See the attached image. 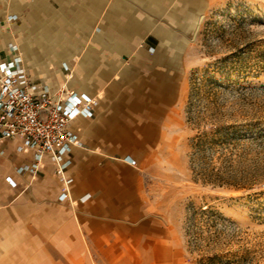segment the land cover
Returning a JSON list of instances; mask_svg holds the SVG:
<instances>
[{
    "label": "crops",
    "instance_id": "obj_1",
    "mask_svg": "<svg viewBox=\"0 0 264 264\" xmlns=\"http://www.w3.org/2000/svg\"><path fill=\"white\" fill-rule=\"evenodd\" d=\"M179 1L0 0V61L19 55L40 87L97 99L74 123L68 198L52 156L37 163L0 131V264L83 263L118 234L167 235L142 161L183 100V51L163 45Z\"/></svg>",
    "mask_w": 264,
    "mask_h": 264
},
{
    "label": "rangeland",
    "instance_id": "obj_2",
    "mask_svg": "<svg viewBox=\"0 0 264 264\" xmlns=\"http://www.w3.org/2000/svg\"><path fill=\"white\" fill-rule=\"evenodd\" d=\"M179 2L163 45L183 51V100L142 161L167 235L118 234L77 264H264V0Z\"/></svg>",
    "mask_w": 264,
    "mask_h": 264
},
{
    "label": "built area",
    "instance_id": "obj_3",
    "mask_svg": "<svg viewBox=\"0 0 264 264\" xmlns=\"http://www.w3.org/2000/svg\"><path fill=\"white\" fill-rule=\"evenodd\" d=\"M14 50H16L14 48ZM97 99L85 93L40 87L15 55L11 62L0 61V131L1 138H19L22 148L35 152L37 163L50 155L58 164V173L66 183L64 198L70 197L69 181L64 175L70 163L66 155L80 145L74 123L94 114Z\"/></svg>",
    "mask_w": 264,
    "mask_h": 264
},
{
    "label": "trees",
    "instance_id": "obj_4",
    "mask_svg": "<svg viewBox=\"0 0 264 264\" xmlns=\"http://www.w3.org/2000/svg\"><path fill=\"white\" fill-rule=\"evenodd\" d=\"M218 131V130H217ZM217 133V132H215ZM199 141V145L204 144V139L200 138ZM216 214V212L214 213ZM218 235H215L212 240L213 242L215 241V239L217 238ZM225 255H223L222 253L219 252H207L206 254L202 255V257L199 259V264H222L224 262L226 263H230L232 261V259H227V261H225Z\"/></svg>",
    "mask_w": 264,
    "mask_h": 264
}]
</instances>
